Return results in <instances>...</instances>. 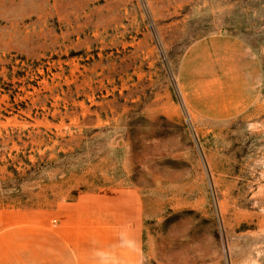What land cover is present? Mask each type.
<instances>
[{"label":"rangeland","instance_id":"374dc122","mask_svg":"<svg viewBox=\"0 0 264 264\" xmlns=\"http://www.w3.org/2000/svg\"><path fill=\"white\" fill-rule=\"evenodd\" d=\"M242 40L258 98L193 112L196 40ZM139 188L138 264H264V0H0V264H50L51 203Z\"/></svg>","mask_w":264,"mask_h":264},{"label":"crops","instance_id":"0c3cea01","mask_svg":"<svg viewBox=\"0 0 264 264\" xmlns=\"http://www.w3.org/2000/svg\"><path fill=\"white\" fill-rule=\"evenodd\" d=\"M261 68L239 38L211 34L194 41L181 58L182 99L196 114L234 117L258 98ZM50 264H138L145 227L138 187L112 184L51 203Z\"/></svg>","mask_w":264,"mask_h":264}]
</instances>
